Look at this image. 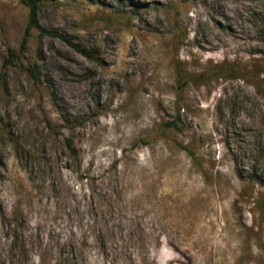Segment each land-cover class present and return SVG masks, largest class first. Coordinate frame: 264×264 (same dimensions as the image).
Returning <instances> with one entry per match:
<instances>
[{
    "label": "rangeland",
    "instance_id": "rangeland-1",
    "mask_svg": "<svg viewBox=\"0 0 264 264\" xmlns=\"http://www.w3.org/2000/svg\"><path fill=\"white\" fill-rule=\"evenodd\" d=\"M38 18L0 0V264H264V0Z\"/></svg>",
    "mask_w": 264,
    "mask_h": 264
},
{
    "label": "trees",
    "instance_id": "trees-1",
    "mask_svg": "<svg viewBox=\"0 0 264 264\" xmlns=\"http://www.w3.org/2000/svg\"><path fill=\"white\" fill-rule=\"evenodd\" d=\"M25 6H27L28 8V21H27V25L25 28V35L23 38V45L26 42V40L28 39V37L32 34V30L33 29H39L40 30V36H57V37H61L63 38L61 35L55 33V32H51V31H47L45 29H42L40 27L39 24V10H40V6L42 4L43 1L45 0H20ZM75 48H77L79 51H82L78 46L73 45ZM217 70H219V66H216ZM34 71V69L32 70ZM167 126H170V123L166 124Z\"/></svg>",
    "mask_w": 264,
    "mask_h": 264
}]
</instances>
